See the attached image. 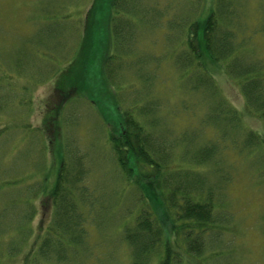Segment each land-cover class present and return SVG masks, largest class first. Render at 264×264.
Returning <instances> with one entry per match:
<instances>
[{
	"label": "rangeland",
	"instance_id": "1",
	"mask_svg": "<svg viewBox=\"0 0 264 264\" xmlns=\"http://www.w3.org/2000/svg\"><path fill=\"white\" fill-rule=\"evenodd\" d=\"M154 1L142 0L143 9L136 14L148 16V21L122 23L124 29L129 24L134 29L130 32H135L134 39V35L129 38L126 34V43L131 50L134 47L129 56L122 50L114 52L111 0H0V264L2 260L22 264L29 248L21 233L24 216L36 206L37 212L25 229L37 228L41 199L55 183L59 158L51 153V138L43 130L44 109L54 87L65 89L57 95L63 107L61 136L55 146L74 173L83 168L88 176L85 184L93 189L96 201L91 208L93 224L98 223L95 216H109L108 205L114 221H126L135 214L136 186L126 180L117 165L111 143V134L122 121L121 113L133 111L148 124L159 119L153 137L166 138L173 162L190 169L187 148L197 149L206 131L201 122L205 93L193 91L192 79L173 57L176 49L185 48L177 38L184 37L186 23L183 20L184 24L178 25L174 19H182L187 3L188 14L194 5L200 12V0H161L160 21L151 6ZM236 2L243 21L253 23L257 16L255 0ZM144 9L150 13L144 14ZM236 28L242 42L254 38L250 43L254 57L264 60V29L249 27L245 35L242 27ZM111 55H115L110 62L112 75L105 69ZM71 69L74 71L69 72ZM219 69L214 71L217 92L242 113L244 126L260 130L264 136L262 119L245 111L243 80ZM66 74H75L76 79L66 80ZM61 79L64 81L58 83ZM72 86L74 90H69ZM207 92L211 96V90ZM190 100L194 102L188 104ZM190 113L193 116L189 117ZM241 140L236 136V144ZM226 155L224 170L234 173V180L217 209L235 214L229 233L219 244V248L233 249L220 257V264H264V140L250 157L238 156L231 147ZM253 160L258 163L255 168ZM159 211H163L162 206ZM161 217L166 229L171 230L165 211ZM109 220L105 227H91L88 238L92 244L99 243L93 249L105 252L115 247L117 257L109 263V253H105V258L99 259L102 264H130L128 245L119 241L118 231L110 228ZM12 246H18V255L10 260L7 255Z\"/></svg>",
	"mask_w": 264,
	"mask_h": 264
},
{
	"label": "trees",
	"instance_id": "2",
	"mask_svg": "<svg viewBox=\"0 0 264 264\" xmlns=\"http://www.w3.org/2000/svg\"><path fill=\"white\" fill-rule=\"evenodd\" d=\"M154 2L151 6L160 21L161 0ZM111 4L114 52L122 50L130 56L134 47L131 50L126 43L129 40L126 34L129 38L134 35V39L135 32H130L134 29L129 24L126 31L122 23L133 22L132 19L147 20L149 17L136 16L143 9L142 0H111ZM187 7L188 3L182 19H174L175 24H184L183 20L186 23L182 33L184 37L177 38L178 44L185 43V48L182 51L176 49L173 57L192 79L193 91L200 89L205 93V104L202 103L205 112L201 122L203 130H206L203 143L197 149L187 148L190 169L173 162L166 138L161 136L159 140L153 137V128L159 119L148 124L135 117L133 111L121 113L123 118L111 134V143L117 165L126 180L136 186L135 214L126 221H114V213L108 205L109 216L103 219L95 216L93 219L98 223L93 224L91 208L96 201L93 189L85 184L88 176L85 177L83 168L78 169L76 164H72L77 168L74 173L68 160L60 154V148L55 146L61 136L59 120L63 107L57 95L65 89L61 85L54 87L44 109L46 122L43 130L51 138V153L59 158L58 170L53 187L45 191L41 199V219L37 228L25 229L37 212L36 206L24 216L21 233L24 238L27 237V240L23 238V242L29 248L22 264H84L88 259L90 264H102L99 259L105 258V253H109L108 262H112L117 257L115 247L111 245L114 248L96 252L93 248L99 243L92 244L88 238L91 227H105L106 219H110L112 230L117 229L119 241L127 243L130 264H220V257L231 253L233 247L223 249L219 248V244L229 233V223L235 213L217 209L221 207L218 205L221 199L225 201L234 180V173L224 170V166L228 165L227 150L231 147L238 156L250 157L262 144L264 136L260 135V130L244 126L242 113L217 92L214 71L221 68L243 80L245 111L260 117L264 126V60L254 57L255 49L250 46L254 38L242 42L236 28L242 27L245 35L249 27L264 29V0H255L253 11L257 16L251 24L243 21L236 0H200V12L194 10L197 7L194 5L189 14ZM147 13L150 12L145 10L144 14ZM168 21L172 20L168 18ZM84 39L86 41L85 34ZM112 56L115 55L108 56V67L112 64ZM112 71L109 69L107 72L112 75ZM74 75L63 77L66 80L74 78V81ZM63 81L61 79L58 83ZM69 90H74L73 86ZM207 90H211V96ZM193 102L190 100L188 104ZM191 116L193 114L190 113ZM236 136L242 139L240 145L236 144ZM236 160L238 162L240 158ZM253 164L252 168H255L257 160H253ZM161 206L171 220V230L165 227L161 217L163 211H159ZM27 232L29 235L25 236ZM33 232L35 235L31 239ZM18 246L8 250V259L18 255ZM1 263L6 264V261Z\"/></svg>",
	"mask_w": 264,
	"mask_h": 264
}]
</instances>
